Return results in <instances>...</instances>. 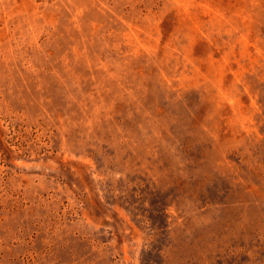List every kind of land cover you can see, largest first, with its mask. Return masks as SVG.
<instances>
[{"label":"rangeland","instance_id":"1","mask_svg":"<svg viewBox=\"0 0 264 264\" xmlns=\"http://www.w3.org/2000/svg\"><path fill=\"white\" fill-rule=\"evenodd\" d=\"M0 264H264V0H0Z\"/></svg>","mask_w":264,"mask_h":264}]
</instances>
